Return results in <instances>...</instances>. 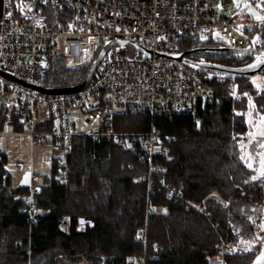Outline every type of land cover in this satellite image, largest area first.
Segmentation results:
<instances>
[{
    "label": "built area",
    "instance_id": "1",
    "mask_svg": "<svg viewBox=\"0 0 264 264\" xmlns=\"http://www.w3.org/2000/svg\"><path fill=\"white\" fill-rule=\"evenodd\" d=\"M46 8L66 12L55 20L69 26L56 29ZM120 42L142 46L151 55ZM185 42L194 43L195 49L253 47L261 51L264 18H223L218 0H2L0 138L25 135L33 144L59 148L62 154L56 162L62 182L71 173L69 158L75 140L111 142L146 168L147 222L152 215L166 212L154 205L151 197L155 190H162L169 202L203 214L182 189L168 182L163 162L171 139L157 130L155 121L177 115L199 122L214 114L220 100L241 105L245 96L235 87L218 93L211 88L212 77L165 56L184 53ZM110 43L111 50L85 91L52 96L29 87L46 88L43 82L48 70L59 60L72 70L89 72ZM224 54L205 56L226 58ZM127 115L150 118V128L118 130L116 119ZM24 168L19 164L16 170L23 172ZM27 174L28 193L22 199L21 213L32 229L41 215L36 195L42 176L32 169ZM210 197L220 198L216 191ZM63 221L64 229H69V218L64 216ZM137 239L146 249L148 223ZM233 253L232 245L221 239L217 264H226ZM140 264H147L146 255Z\"/></svg>",
    "mask_w": 264,
    "mask_h": 264
},
{
    "label": "trees",
    "instance_id": "2",
    "mask_svg": "<svg viewBox=\"0 0 264 264\" xmlns=\"http://www.w3.org/2000/svg\"><path fill=\"white\" fill-rule=\"evenodd\" d=\"M46 13L56 29L69 26L55 20L66 12L46 8ZM193 49L194 43L183 44L184 53ZM216 60L233 61L223 56ZM87 75V70H72L59 60L51 65L43 85L71 88ZM210 84L218 93L231 87L247 93L229 80L213 78ZM237 106L222 99L214 114L199 122L177 115L155 121L157 130L171 139L163 162L168 182L182 189L203 214L171 203L162 190H155L151 199L166 212L147 222L146 168L111 142L77 139L68 180L58 179L56 159L50 175L42 176L36 195L41 215L30 229L21 213L28 189L12 187V176L5 170L7 156L0 152V264H140L144 255L147 264H217L221 239L234 248L226 264H251L264 235V177L255 178L254 164L244 157L241 144L246 135L237 124ZM150 122L139 115L116 119L120 131H147ZM253 156L264 160L261 154ZM212 191L220 198H211ZM64 216L69 218L68 230ZM81 220L93 227L81 225ZM146 223L145 249L137 237Z\"/></svg>",
    "mask_w": 264,
    "mask_h": 264
},
{
    "label": "water",
    "instance_id": "3",
    "mask_svg": "<svg viewBox=\"0 0 264 264\" xmlns=\"http://www.w3.org/2000/svg\"><path fill=\"white\" fill-rule=\"evenodd\" d=\"M253 0H239L238 13L236 17H249V18H259L261 15L259 10L252 8L251 2ZM2 15V0H0V17ZM121 46H129L134 49L140 50L142 53L151 55V52L145 49L142 46L131 42H120ZM112 44H108L105 48L100 52L96 61L93 63L90 68L87 78L83 83L77 85L75 87L66 88V89H48L40 86H29L30 88L37 90L46 95H72L85 91L88 89L93 81V78L97 74L101 64L103 63L107 53L111 50ZM217 53H233V54H241L245 53L248 55H257V59L251 64L244 67H230L217 63H212L209 61L201 60L194 61L188 58V56L193 54H217ZM167 58L174 59L178 62H181L189 67H193L197 69L203 75L216 78L219 80H241V79H249L253 76L259 75L264 71V50H256L253 47L244 49V50H235L232 48H197L193 49L189 52H185L179 55H165ZM24 84V83H22ZM81 225H87L93 227L91 222L81 220ZM251 264H264V235L262 238V242L260 245V252L257 254L252 261Z\"/></svg>",
    "mask_w": 264,
    "mask_h": 264
},
{
    "label": "rangeland",
    "instance_id": "4",
    "mask_svg": "<svg viewBox=\"0 0 264 264\" xmlns=\"http://www.w3.org/2000/svg\"><path fill=\"white\" fill-rule=\"evenodd\" d=\"M227 1L232 3H227ZM238 7L239 0H218L219 15L223 18L231 19L233 17H236L238 13ZM247 86V83L238 84V87L241 88V90H244V88H246ZM247 92L251 94L250 90H247ZM251 105L252 100L249 97L248 102H244L240 106H237V109L239 110V112H237L239 115L237 124L241 125L242 122L246 120L256 129L261 124V121H264V119H260L261 121L258 122L255 121L251 113L248 112L250 110L249 107L251 108ZM242 141H244V139ZM249 142L244 141L241 144L243 145V149L245 148L244 150L246 151H244L243 153L244 157L247 159H251L252 163L254 164L255 168L253 170L256 172L254 177H264V174H262V171H264V169H262V161L260 157L253 156L252 154L249 155V152H247L250 147ZM0 152L5 153L7 156V164L5 166V170L12 176V185L14 188H18L23 184L24 176L31 169L33 170L34 174H38L41 176L50 175L52 171L53 160L60 157L62 154L57 147H52L40 143L33 144L30 138L25 135H13L0 138ZM19 164L24 165L25 170L23 172H18L16 170Z\"/></svg>",
    "mask_w": 264,
    "mask_h": 264
},
{
    "label": "flooded vegetation",
    "instance_id": "5",
    "mask_svg": "<svg viewBox=\"0 0 264 264\" xmlns=\"http://www.w3.org/2000/svg\"><path fill=\"white\" fill-rule=\"evenodd\" d=\"M227 3L231 4L232 2L227 1ZM251 5L252 8H255L256 10L264 11V0H253L251 2ZM197 55H201V57L198 58ZM224 55L227 59H233V61L224 64L222 62L214 60L217 57L213 59L205 56V54H193L188 56V58L194 61L205 60L230 67H244L251 64L257 59V55L251 56L245 53H241L239 55L233 53H225ZM233 82H237V86L238 84L242 83L248 84V86L244 88V90H250L251 92V94L248 92L245 94V103L249 101V97L252 100V105L251 108L249 107L250 110L248 112L251 113L252 117L257 122L264 119V71L261 74L253 76L249 79L235 80ZM261 131H264V123H262V121L256 129L246 120L242 122V129L240 133H245L246 136L243 137L244 141H250L248 152L252 155L261 154L262 156H264V136L260 135Z\"/></svg>",
    "mask_w": 264,
    "mask_h": 264
},
{
    "label": "crops",
    "instance_id": "6",
    "mask_svg": "<svg viewBox=\"0 0 264 264\" xmlns=\"http://www.w3.org/2000/svg\"><path fill=\"white\" fill-rule=\"evenodd\" d=\"M259 12H260L261 15L259 16V18H255V19L264 18V11L259 10ZM242 18H244V19H250L249 17H246V16L245 17H242ZM28 183H29V176L26 173V175L24 176L23 184L20 187H27ZM12 187H13V185H12ZM65 230H68V229H65Z\"/></svg>",
    "mask_w": 264,
    "mask_h": 264
},
{
    "label": "snow or ice",
    "instance_id": "7",
    "mask_svg": "<svg viewBox=\"0 0 264 264\" xmlns=\"http://www.w3.org/2000/svg\"><path fill=\"white\" fill-rule=\"evenodd\" d=\"M264 123V121H262ZM260 135L264 136V131H261ZM262 169H264V160H262ZM262 174H264V171H262Z\"/></svg>",
    "mask_w": 264,
    "mask_h": 264
}]
</instances>
